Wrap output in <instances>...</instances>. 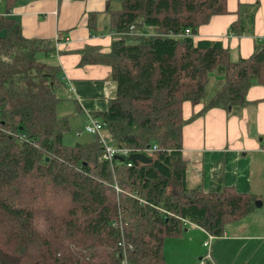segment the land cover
<instances>
[{
    "label": "trees",
    "instance_id": "obj_1",
    "mask_svg": "<svg viewBox=\"0 0 264 264\" xmlns=\"http://www.w3.org/2000/svg\"><path fill=\"white\" fill-rule=\"evenodd\" d=\"M3 1L9 9L15 0ZM120 3L111 20L122 35L108 54L83 51L81 63L111 66L116 95L94 114L110 143L156 146L150 163L131 167L103 160L97 138L63 143L70 125L56 113L54 41L27 39L18 20L0 15V264H169L164 239L184 224L222 237L256 209L253 194L219 181L206 192L188 186L182 104L203 102L200 114L243 107L249 87L264 85V40L236 62L218 40L193 41L227 13L226 0ZM257 8L239 3L229 34L253 36Z\"/></svg>",
    "mask_w": 264,
    "mask_h": 264
},
{
    "label": "crops",
    "instance_id": "obj_2",
    "mask_svg": "<svg viewBox=\"0 0 264 264\" xmlns=\"http://www.w3.org/2000/svg\"><path fill=\"white\" fill-rule=\"evenodd\" d=\"M239 3H258L253 36L228 32L237 19ZM226 5L227 13L213 15L192 38L195 43L203 39L220 41L228 49L230 61L236 62L253 53L255 41L264 40V0H226ZM120 8V0H15L7 9L5 1L0 0V15L18 20L23 37L54 41L51 55L60 66L56 113L67 117L69 125L81 118L76 126L84 128L96 112L107 110L116 95L111 66L99 61L81 63V57L83 51L95 53V58L110 52L112 41L122 35L114 30L111 20ZM143 32H151V28L145 26ZM213 77L214 81L222 79ZM245 99L246 104L234 113L214 107L200 114L203 102L192 105L184 101L181 156L190 188L201 187L206 192L219 181L239 193L250 192L264 206V85L249 87ZM95 139L93 135L89 143ZM255 208L240 221L228 224L223 236L217 237L210 249L213 262L231 264V256L245 249L238 245L244 240L254 246L246 247L251 261L256 258L263 262L264 214Z\"/></svg>",
    "mask_w": 264,
    "mask_h": 264
},
{
    "label": "rangeland",
    "instance_id": "obj_3",
    "mask_svg": "<svg viewBox=\"0 0 264 264\" xmlns=\"http://www.w3.org/2000/svg\"><path fill=\"white\" fill-rule=\"evenodd\" d=\"M138 32L136 31V33ZM80 121L81 118L71 121L70 129L63 133V143L65 145L72 146L76 143L91 142L93 135L84 131L83 126H76ZM77 134L80 136H77ZM258 209V212H262L260 214H264V206ZM184 230L186 231L184 232ZM216 239L213 240L212 245ZM205 240H208V234L205 231L201 232L193 224L187 223L180 236H168L164 239L163 251L166 261L169 264H198V259L204 257L207 253V249L203 245ZM238 245L241 246V249H245L241 253L233 254L231 256L232 260L229 263L240 264L242 261H245L246 264H264V254L262 255L263 262H257L256 258L251 261V254L246 249V247H254L251 241L244 240L238 243Z\"/></svg>",
    "mask_w": 264,
    "mask_h": 264
},
{
    "label": "built area",
    "instance_id": "obj_4",
    "mask_svg": "<svg viewBox=\"0 0 264 264\" xmlns=\"http://www.w3.org/2000/svg\"><path fill=\"white\" fill-rule=\"evenodd\" d=\"M133 30H134L133 26H130V31L133 32ZM182 35L190 36L191 35L190 29L186 28ZM83 130L86 131L87 133L94 135L97 138L101 147V153H102L101 157L103 160H107L111 162L113 160H117L114 159L115 156H120L124 159L122 163H125L127 167H131L133 165V163L130 160H128V157L131 153H145L149 155L148 153L156 148V146H153L152 148L149 146L147 148L140 150V149H132L127 146H117L111 144L107 136L103 132L102 122L95 117L90 118L89 122L84 125ZM261 151L264 152V138L262 139ZM207 234H208V240H205L203 243V245L207 249V253L205 254L204 257L199 258L198 264H209V262H212L210 249L212 246V242L216 237L209 233ZM123 264L126 263L123 262Z\"/></svg>",
    "mask_w": 264,
    "mask_h": 264
},
{
    "label": "water",
    "instance_id": "obj_5",
    "mask_svg": "<svg viewBox=\"0 0 264 264\" xmlns=\"http://www.w3.org/2000/svg\"><path fill=\"white\" fill-rule=\"evenodd\" d=\"M114 159H117L121 162L124 161V159L120 156H115ZM128 160H130L134 165H138L140 163L147 164V163H150L152 161V157L145 154V153H131L128 157ZM255 206L260 207L261 202L255 201Z\"/></svg>",
    "mask_w": 264,
    "mask_h": 264
}]
</instances>
